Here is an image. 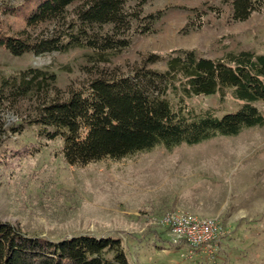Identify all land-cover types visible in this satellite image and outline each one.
Segmentation results:
<instances>
[{
    "label": "rangeland",
    "instance_id": "374dc122",
    "mask_svg": "<svg viewBox=\"0 0 264 264\" xmlns=\"http://www.w3.org/2000/svg\"><path fill=\"white\" fill-rule=\"evenodd\" d=\"M22 1L0 0L1 27L10 35L24 23L5 8ZM142 13H161L153 32H129V47L109 53L105 62L89 48L19 56L0 48V82L41 68L56 76L47 97L64 98L69 88L100 74L163 70L172 50L194 49L208 58L226 51L264 53V8L234 21L230 3L222 0H149ZM56 25L46 22L28 33L50 34ZM39 98L0 108L1 222L49 240L76 234L119 238L129 264H264V125L172 151L156 148L75 166L65 161L62 140L47 137L50 129L35 123ZM187 104L218 116L240 105L229 94L222 102L213 94ZM257 106L264 116V105ZM180 211L215 219L225 235L209 248L174 244L160 220Z\"/></svg>",
    "mask_w": 264,
    "mask_h": 264
},
{
    "label": "trees",
    "instance_id": "16d2710c",
    "mask_svg": "<svg viewBox=\"0 0 264 264\" xmlns=\"http://www.w3.org/2000/svg\"><path fill=\"white\" fill-rule=\"evenodd\" d=\"M147 1L23 0L5 9L22 16L24 29L10 35L0 22V48L15 56L89 48L96 61L105 62L109 53L129 47V32H153L161 13L143 15ZM222 1L230 3L234 21H244L264 8V0ZM46 22L57 23L50 34L29 35L28 29ZM55 83V74L45 69L19 70L0 82V108L14 106L19 98L40 101L43 96L34 121L50 129L47 137L62 140V153L70 165L117 161L156 148L172 151L264 125L257 106L264 105V53L250 50L226 51L217 58L198 56L194 49L172 50L163 70L100 74L69 88L64 98L47 97ZM213 94L220 102L229 94L240 105L218 116L211 108L194 109L187 104L192 97ZM0 264L129 262L119 238L76 234L49 240L28 236L0 221Z\"/></svg>",
    "mask_w": 264,
    "mask_h": 264
},
{
    "label": "built area",
    "instance_id": "2783aa9c",
    "mask_svg": "<svg viewBox=\"0 0 264 264\" xmlns=\"http://www.w3.org/2000/svg\"><path fill=\"white\" fill-rule=\"evenodd\" d=\"M160 223L168 230L174 244L183 243L190 248H209L225 235L215 219L184 211L167 213Z\"/></svg>",
    "mask_w": 264,
    "mask_h": 264
}]
</instances>
